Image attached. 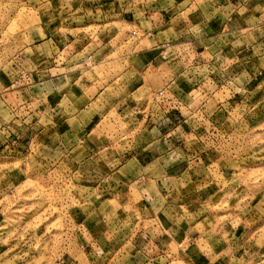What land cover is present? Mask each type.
Instances as JSON below:
<instances>
[{
    "label": "rangeland",
    "instance_id": "rangeland-1",
    "mask_svg": "<svg viewBox=\"0 0 264 264\" xmlns=\"http://www.w3.org/2000/svg\"><path fill=\"white\" fill-rule=\"evenodd\" d=\"M159 1L0 0V264H264V0H191L204 22L231 19L229 32L195 56L179 36H196L200 17L174 19L159 38L174 43L162 51L174 83L153 103L146 83L127 101L135 110L108 124L117 132L72 146V125L94 114L107 125L98 103L72 121V101L86 102L72 74L135 78L131 42L150 36L144 19L166 10ZM116 29L130 42L97 69V36ZM125 152L137 158L112 174L120 166L105 163Z\"/></svg>",
    "mask_w": 264,
    "mask_h": 264
},
{
    "label": "crops",
    "instance_id": "crops-1",
    "mask_svg": "<svg viewBox=\"0 0 264 264\" xmlns=\"http://www.w3.org/2000/svg\"><path fill=\"white\" fill-rule=\"evenodd\" d=\"M161 1L162 0H160L157 5L162 4ZM166 2H167L166 3L167 8L164 12L160 13V10H161L160 8L149 9V11L150 12L152 11V13H148L149 16L146 18L144 17L145 18L144 23L147 25L146 27H148L147 29L150 31V36L149 37H143L142 39L141 38L134 39V41L131 42V43H133V45H132L133 51L129 55L128 61H129V59H131V61L136 60L137 63H136V66L132 67L131 65H128L129 67H126L125 69H127L128 71H130V69H131L134 72L135 78H132L131 80L130 79L129 80L123 79L122 77L125 74L126 70H123L120 75H117L116 77H112V78H108V79L106 78V76L104 74L102 76H100V78L97 76H93V77H91L90 80L88 78L82 79V77H83L82 75H84V73L80 74V76H78L76 78H74L73 74H72V83H73L72 84V90H75V93L72 92L73 97L75 99L84 98L86 101L84 106H81L82 108H79L78 110L75 109L76 104L73 103V101H72V121L73 120L77 121V119L81 115V113H83V112L86 113L87 111H91L92 109L94 110V104L98 103V106H100L99 107L100 114H98V117H101L100 122H104V121L107 122V125L103 124V125H105L103 128L98 127L97 123H95L97 121H94V118H97V117H94L96 115V114H94V116L91 117L90 120L87 121L86 125L78 124V126H76V127H75V125L74 126L72 125V130L69 129V131L71 132L69 134V136H72V146L73 147L76 146V144L78 142L81 145L79 147L89 148V146H91V143H92L89 140V136L94 134L95 132H100L101 136H103L104 139L107 138V135H109L110 132L111 133H113L114 131L117 132V130H118L117 126H116V128H112V129L108 130L107 129L108 124H110V127H114L115 124L112 123V122H114V119H120L122 117L124 111L129 110L128 108H130L132 111L135 110L131 107V104H129V102H127V101H130V100H140L141 101V98H142L141 88L144 86V88L147 89L146 83L147 84L149 83V88H148V91L146 92L147 97H145V98H146V100H148V102H151V100H152L151 103H153V98L156 99L157 96L155 94L160 88L162 89L163 86H165L167 84L172 85L174 83V80L176 78L175 79L173 78V75L171 72L168 73L169 68L167 67L166 62L163 61V57H162L163 49L169 48L174 43L173 42L170 43L169 41H164V40L161 41L159 39L160 34L165 32L163 30L166 27H169L172 29V27H170V26L174 22V19H177L178 17H180V19H181V18H183V16L188 17L187 20L192 19L193 17L195 19L198 16L200 17V21L196 22L197 23L196 26H198V32H196L197 33L196 36H194L193 34H188V33H191L190 29L188 30V32L185 31L184 34H181L179 36V41L183 42L181 44V48L182 47L183 48L184 47H187V48L190 47V49L192 50V53H194L195 56L196 55L201 56L202 54H205L206 52L210 51L211 48H213L217 43L216 38L221 37L222 36L221 34L225 33L226 31L229 32V29L225 28V27L227 25L228 26L232 25L231 19H228V20L226 19L223 22L221 20L222 19L221 14H214L212 17V20L214 21V18H216L215 21L221 22L219 27L221 25H223V28L215 30L213 28V25H212L213 21L208 22V23L203 21L204 16H202L201 11L190 13L191 7L193 5L196 6V4L193 1H192L193 3L191 2V0H166ZM183 3H186L187 6L189 5V7L188 8L184 7V8H180V9L175 8L176 11H178V12L180 11V12L179 13H176V12L173 13L172 12L173 8H171V7L173 5L180 6V4H183ZM111 5L113 7L114 12H117L119 10L117 6H113V4H111ZM198 6H199V4H198ZM198 9H199V7H198ZM196 11H197V8H196ZM115 16L119 17L120 15L117 14ZM79 18H80V16L78 18L77 17L75 18L74 12L72 13V20L73 19H79ZM118 22H119L120 26L127 24V28H129L131 30H133L134 28L139 30V27L142 23L140 21H137V22L128 21V22H126V21L120 20V19H118ZM189 22L190 21H188V23ZM190 25H192V23ZM181 26H183V25H181ZM77 28H79V27H77V24H75L74 28L72 25L73 31L78 30ZM178 28H180V27L178 26L177 29ZM172 30H174V29H172ZM246 30L247 29L244 30V38H247L248 34H249V36L252 34V31H250V29H248L249 32H246ZM102 31L103 32L97 36V37L101 38L100 43L94 44L93 50L91 51L93 53L91 58L97 61L95 64L97 69L107 68V66L111 62L113 64L115 61H111V59L109 58L113 54L117 55V57H116L117 61L121 60L122 53H123V50L125 47L120 45V43L122 42L124 45H128L130 42V40H128V41L124 40L126 37V34H128V32H129V30L116 29V31H113L112 34L110 33V31H104V30H102ZM175 34H176V31H175ZM111 37L113 39H116L117 41L119 40V42L111 44L110 39H109ZM213 40H215V42L212 43ZM111 46H113V48H111ZM120 46H122V48H120ZM116 47H117V50L115 51ZM80 52H82V51H80ZM119 53H121V54H119ZM98 55H100V56H98ZM117 64L119 65V63H117ZM203 68H205V65L203 66ZM141 74H143V76ZM132 82L136 86L135 87L132 86L131 88L127 89L126 85H128V83H132ZM110 87H112V88H110ZM151 89H152V93H151V91H149ZM123 91H125V92H123ZM125 93L127 95H125ZM138 104L140 105V109H142L141 107H143L145 105L141 102ZM138 104H136V105H138ZM147 110H149V111L146 113H149L151 115V113L155 112L154 110H156V108H155V106L153 107V104H151ZM164 111L167 112L166 110H164ZM77 135L80 136L81 141H79V140L77 141V137H76ZM87 145H89V146H87ZM148 146H152V144H150ZM105 149H108V147L106 146ZM128 150L131 151L132 147L130 148L128 146ZM125 154L127 156L122 155V157L118 154L115 159H113V160L111 159V162L105 163L106 166H109V164H111V163H114V164L116 163L120 166V169L118 168V170L112 174L118 173V171H120L123 167H125L127 165L128 160L127 159L125 160V158H129L132 155H131V152H129V153L125 152ZM130 158H137V155L135 154V156L130 157ZM138 164H140V163H138ZM148 164H151V162ZM119 182H121V181H119ZM121 185L125 186L123 181H122ZM152 221H154L156 224V221L154 220V218L152 219ZM156 227H158L157 224H156ZM160 227H162V226L160 225ZM153 229H155V228H153ZM150 238H154V236H151ZM155 239L158 240V237L156 236Z\"/></svg>",
    "mask_w": 264,
    "mask_h": 264
}]
</instances>
